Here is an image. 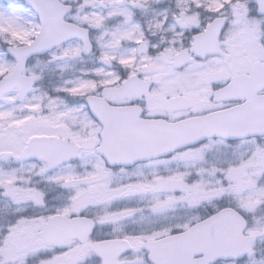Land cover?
<instances>
[{
    "label": "snow or ice",
    "instance_id": "6c2138e0",
    "mask_svg": "<svg viewBox=\"0 0 264 264\" xmlns=\"http://www.w3.org/2000/svg\"><path fill=\"white\" fill-rule=\"evenodd\" d=\"M0 264H264V0H0Z\"/></svg>",
    "mask_w": 264,
    "mask_h": 264
}]
</instances>
